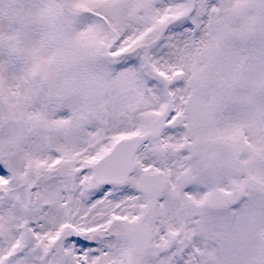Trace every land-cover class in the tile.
Returning a JSON list of instances; mask_svg holds the SVG:
<instances>
[{
	"label": "snow or ice",
	"instance_id": "6c2138e0",
	"mask_svg": "<svg viewBox=\"0 0 264 264\" xmlns=\"http://www.w3.org/2000/svg\"><path fill=\"white\" fill-rule=\"evenodd\" d=\"M0 264H264V0H0Z\"/></svg>",
	"mask_w": 264,
	"mask_h": 264
}]
</instances>
